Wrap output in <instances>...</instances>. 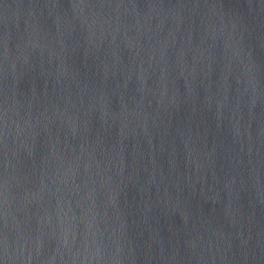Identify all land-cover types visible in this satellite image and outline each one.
<instances>
[{"label":"water","instance_id":"95a60500","mask_svg":"<svg viewBox=\"0 0 264 264\" xmlns=\"http://www.w3.org/2000/svg\"><path fill=\"white\" fill-rule=\"evenodd\" d=\"M0 264H264V0H0Z\"/></svg>","mask_w":264,"mask_h":264}]
</instances>
